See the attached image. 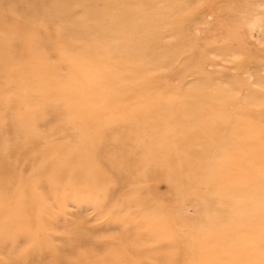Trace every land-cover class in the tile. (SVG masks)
<instances>
[{"label":"rangeland","instance_id":"1","mask_svg":"<svg viewBox=\"0 0 264 264\" xmlns=\"http://www.w3.org/2000/svg\"><path fill=\"white\" fill-rule=\"evenodd\" d=\"M0 264H264V0H0Z\"/></svg>","mask_w":264,"mask_h":264}]
</instances>
